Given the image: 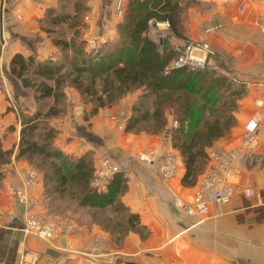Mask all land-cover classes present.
Here are the masks:
<instances>
[{
  "label": "crops",
  "instance_id": "crops-1",
  "mask_svg": "<svg viewBox=\"0 0 264 264\" xmlns=\"http://www.w3.org/2000/svg\"><path fill=\"white\" fill-rule=\"evenodd\" d=\"M206 1H215L216 13L222 18V27L207 36L214 62L212 72L227 76L245 89L237 100V125L218 138L208 151L239 148L245 142L247 121L256 118L259 122L253 142L235 158L239 174L234 176L232 185L237 188V194L227 203L211 202L204 216L189 215L172 203L174 197L192 201L203 176L200 175L193 186L182 184L185 164L170 138L173 116L169 115L166 129L157 134L134 133L118 127L114 119L130 114L140 94L137 90L111 109L100 108L97 115L87 121L82 111L77 110L69 122L57 120L54 123L60 127L56 142L66 154H86L90 148H102L121 167L127 183L121 200L138 215L136 224L140 229L130 230L124 236L111 234L100 223H91L89 216L78 214L70 218L77 222L72 232H61L59 237L46 240L23 230L27 214H47L49 199L44 192V175L27 160L16 158L21 123L7 97L13 95L21 111L33 113V97L10 74L9 62L15 53L41 55L39 40L43 32L37 20L55 1L0 0V62L4 70L0 79V138L4 149L13 148L11 161L2 166L4 177L0 183L3 211L0 214V264H20L22 256L28 252L38 254L37 264L264 263L261 236L264 226V0ZM98 5L96 2L90 19L91 27L97 30L102 28ZM204 21L195 16L185 32L186 38L170 32L155 39L168 40L174 50L184 39L197 41ZM193 54L203 57L207 53L195 49ZM152 151L157 154L154 163L135 157L138 152ZM166 152L179 157L178 173L170 180H164L159 171ZM248 185L257 189L254 198L240 194L239 189ZM14 190H23L27 202L19 201Z\"/></svg>",
  "mask_w": 264,
  "mask_h": 264
},
{
  "label": "trees",
  "instance_id": "trees-1",
  "mask_svg": "<svg viewBox=\"0 0 264 264\" xmlns=\"http://www.w3.org/2000/svg\"><path fill=\"white\" fill-rule=\"evenodd\" d=\"M156 9L161 11L160 16L154 12ZM67 11L64 7H49L42 18L57 27L46 30L52 33L53 43L61 47L62 59L38 60L33 55L15 53L10 61V74L23 87L33 90L37 104L33 113L21 111L16 158L25 159L44 171L48 199L62 198L71 187L80 205H88L99 213L107 207L116 214L124 212L127 221L120 228L124 236L136 227L138 215L121 200L123 175L118 176L120 172H117L108 191L99 192L90 184L94 171L92 160L86 154L73 158L54 144L56 129L47 121L63 112L57 103L64 86L78 88L93 103L90 114L140 89L125 131L160 133L172 115L178 125L171 129V143L184 160L182 184L185 186L196 184L210 160L208 148L234 126L233 109L238 107L237 100L245 89H237L230 78L212 71L179 69L164 74L175 52L166 48L161 39L149 36L148 21L152 17L169 20L170 32L186 38L180 7L173 0H151V6L131 0L124 22L118 26L119 39L114 43L109 40L97 52L89 54L84 50V42H76L78 31L70 39L60 32L61 24H67L70 30L81 23L79 16L72 18ZM51 97L53 102L49 100ZM12 154L13 148L4 149L0 138V183L4 177L2 166L11 161Z\"/></svg>",
  "mask_w": 264,
  "mask_h": 264
},
{
  "label": "rangeland",
  "instance_id": "rangeland-1",
  "mask_svg": "<svg viewBox=\"0 0 264 264\" xmlns=\"http://www.w3.org/2000/svg\"><path fill=\"white\" fill-rule=\"evenodd\" d=\"M54 1H55V4L53 6H49V7H55L58 9L60 7H64L65 10H68L67 12L71 13L70 16L72 18H73V16H74V18H77V16H79L80 21H81V23H79L80 24L79 26L69 30V28H67V24H61L59 27L60 28L59 30L62 33V35L65 36L67 39L72 38L73 34H75L78 31V34L76 36V42L77 43L78 42H84V50H85V52H87L89 54V53H95L101 48L100 47L97 50H89L90 47H89L88 41H87L89 37L104 35V36H107L108 38H110L109 39L110 41L108 40L110 43H114L119 39L120 35H119L118 26L124 22L125 17L128 13V9L130 7V1L131 0H125L124 1V10H123V14L121 17H119L115 14V7H116V2H117L116 0H100L101 3L99 2V0H54ZM139 1L147 2L151 6V0H139ZM96 2H98L100 4V6L98 5L97 10H98V15L100 14L99 16L102 18V21H101L102 22L101 23L102 28L99 30H97L96 28L93 29V27H91V23H90V19H91L92 12L94 9V5L96 4ZM173 2H177L179 7H180V14L184 20V26H185L184 33L187 31V28L189 27V23H191V20H193L195 18V16H200L201 20L205 19V21L203 22V26L201 28V31H200L199 39L197 41L184 39L183 41L198 42L199 45L202 44L204 41H207L208 35L205 34V32H206L205 30H207V27L210 26V24L213 23V25H214V23H216L215 20L217 18H219V17L221 18V15L219 13H216L217 11L215 8V1L207 2L206 0H175V1L173 0ZM49 7H46L44 9V11H43L44 15L46 13V10ZM77 12H80V15H76ZM154 12L156 13L157 16H160L162 14L161 11L160 10L157 11V9L154 10ZM44 15L42 16V18L44 17ZM208 16H210L209 20L207 19ZM42 18H39L37 20L39 23V28L43 32L42 33V39L39 40L40 41L39 42L40 47H41V55L40 56L33 55V56L38 60H46V59L59 60V59H62V56H63L62 52L63 51H62L61 47H59L53 43V40L51 37L52 33H49L46 30V29L55 28L56 26H52V25L48 24L46 21H43ZM150 21L153 22L152 25L149 23ZM166 21L169 22V20H159V19L156 20L154 17L150 18L148 21L149 36L155 39V38H158L159 36H165V33H170V23L168 25H166L165 24ZM221 22H222V18H221ZM0 50L2 53V45L1 44H0ZM211 50H212V48H211ZM70 53H72V52H70ZM211 55H212V53H211ZM26 56H28V55H26ZM174 57H176V53L172 57V59ZM0 61H1V54H0ZM9 66H10V62H9ZM212 70L213 69H211L210 71H212ZM3 72H4V70L2 69L1 62H0V79L2 78ZM20 84H21V82H20ZM22 87H23V85H22ZM23 88L25 90H28V92L33 97V100L35 103L34 104L35 108H34L33 112H35L37 109V104H36V101L34 98L33 90L30 88H25V87H23ZM236 88L239 89V88H243V87L236 85ZM136 91L137 90H134L133 92H129L125 96H123L122 98L117 100L114 104L106 105V106L101 107V108L104 109L105 107H109L111 109L113 106L119 104L128 94L135 93ZM138 91L141 93L140 89ZM62 92H63V95L58 100L57 106L62 107L63 112L61 114H59L58 116L50 117L47 121L50 126H53L56 129V135L54 137V144L58 148H59V145L56 142V139L58 138V133L60 131V127H59V125H56L54 123L55 121L59 120V121H63V123L69 122L71 119V116L74 115V113H75L74 111H77V110L82 111L81 115H82L83 119L87 121L91 117H93V115H97V113L99 112L98 111L96 114H90L93 103L91 101L86 100L81 95L78 88L66 84L64 86V88L62 89ZM7 100L9 101V106L12 107V109L16 113L18 122L21 123V115H20L21 110L18 106V103H16L15 98L13 97V95H10L9 97H7ZM49 100H50V102H53L52 97ZM12 101H14V102L12 103ZM77 104H78V107H77ZM131 109H132V106H131ZM99 110H100V108H99ZM236 112H237V108L233 109V114L235 115V118H236L234 126H236L238 123ZM130 115H131V111H130V114L128 116H124L122 118H115L114 119L117 122V125L120 129L125 130V126L127 124L128 119L130 118ZM173 120L174 121H173L172 128L176 127L178 125V122L174 118H173ZM134 133H136V132H134ZM170 138H171V132H170ZM101 149L102 148H92V149L90 148V149H88V151L86 153L87 157H89L88 160H90V159L92 160V163L94 166V171H95V168L97 165V160H98L99 156L104 152L109 155L107 150H101ZM152 152L156 154V151H152ZM141 153H146V152H138L137 155L135 154L136 155L135 157L137 159H139L140 161H143L139 157ZM69 155L73 156V158H74V157L84 156L85 154H79L77 152H74V153L69 154ZM209 157H210V152H209ZM177 160H178V165H179L178 155H177ZM210 165H211V160H209L207 168L202 174L203 177H204V174L208 171L207 169H209ZM119 168H120L121 172L119 171L120 173H118L117 175L118 176H119V174L123 175V177L125 178L124 172L121 170L120 166H119ZM178 168H179V166H178ZM39 171L44 175L43 170H39ZM94 171H93V174H94ZM115 175L116 174H114L111 178H109L107 180V182L105 183V187L102 190H98V191L99 192H107L109 189V186L113 183L112 181L114 180L115 177H117V175L116 176ZM230 179L233 180L234 176H232ZM91 180H92V178H91ZM90 184H91V181H90ZM50 185H52V183ZM121 186H122L121 187L122 188L121 189V196H122L124 194V192L126 191V188H127L126 179L122 182ZM199 186H200V184H199ZM199 186L197 187V189L199 188ZM72 187H73V185H72ZM234 188H235V186H234ZM197 189H196V191H197ZM235 190L237 191V188H235ZM239 191H241V188L239 189ZM72 193H73V189L70 187L68 192L65 193V195H63L62 198H58V199L53 200L52 199L53 197H51V198L49 197L50 199L48 201V206H47L49 210L47 211V214H45L44 216H46L47 218L48 217L49 218L54 217L55 219L60 220L62 223L67 222V223H71L73 225V228L68 230L67 228L64 229V224H63L61 227L62 228L61 232H72L77 227V222L73 219H70V218H72L73 215L75 216V215L80 214V216H83V215L89 216L91 218V223H93V222H95L97 224L100 223L106 229V231L110 232L111 234H120V232L122 230V229H120L121 224H124L127 221L126 217H125L126 215L124 212L123 213L119 212L117 214L111 213L112 211H110V209H108L109 207H107L106 209H103L102 211H100V213L97 211L95 212L94 208H92L88 205L78 204L76 202V196H74ZM256 195H257V189H256L255 196ZM172 203H173V200H172ZM97 213H99V214L97 215ZM38 214H40V213H38ZM111 214H113V216H111ZM204 215L205 214H203L202 216H204ZM105 223H107V224H105ZM116 225H117V227H116ZM137 225L138 224H135L134 226H136V227L132 228L131 230L137 231L138 229H140V227H137ZM113 229L118 230L119 232L113 233V231H112ZM61 232H60V234H61ZM59 235H58V237H59ZM261 236L263 237L262 241L264 242V226L261 228ZM30 253H34V252H28L24 256L26 257ZM37 256H38V254H37ZM262 256H263L262 260L264 262V251H263ZM28 257H30V255ZM28 260H30V259L28 258ZM38 261H39V256H38ZM89 264H94V262H91V263L89 262Z\"/></svg>",
  "mask_w": 264,
  "mask_h": 264
},
{
  "label": "built area",
  "instance_id": "built-area-1",
  "mask_svg": "<svg viewBox=\"0 0 264 264\" xmlns=\"http://www.w3.org/2000/svg\"><path fill=\"white\" fill-rule=\"evenodd\" d=\"M115 14L119 17L122 16L124 10L125 0H116ZM244 4L240 7L243 8ZM216 23L210 24L205 30V34L218 30L222 27L221 18L215 20ZM151 25L152 21L149 22ZM166 25L169 22H165ZM99 36V35H98ZM94 36L88 38L89 50H97L104 45L110 38L107 36ZM202 50L207 54L203 57L193 54V51ZM174 52L176 57L171 59L164 68V74H171L175 70L187 69L193 71H210L214 67V62L211 57V46L208 41H204L202 44L192 41H182L174 46ZM259 127V122L256 118H250L245 125V142L237 149L228 150L224 148H214L210 151L211 165L208 172L203 177L199 188L195 191L193 200L183 201L178 197L173 198V203L178 208L183 209L189 215L202 216L206 214L211 202L227 203L237 194L234 186L232 185V176L239 174L235 166V158L240 152L248 147L253 142L254 134ZM104 152V151H103ZM155 153H141L140 159L146 163H154L156 159ZM178 160L177 155L173 152H166L162 155V160L159 163V171L164 180H170L178 173ZM120 171L119 166L113 161V159L107 154L102 153L98 160L97 165L91 180V186L97 190H102L105 187V183L114 174ZM256 189L251 186H244L241 188L240 194L245 198H253L255 196ZM14 194L19 201L26 203L27 197L23 190H14ZM0 208V214H2ZM64 224V229H72L71 223H62L60 220L54 217H46L44 214L29 213L23 223V230L27 233H34L46 240H52L61 232V227ZM24 254V253H23ZM30 255V257H28ZM26 257L23 255L20 264H36L38 262V256L36 253H30ZM28 258L30 260H28Z\"/></svg>",
  "mask_w": 264,
  "mask_h": 264
},
{
  "label": "water",
  "instance_id": "water-1",
  "mask_svg": "<svg viewBox=\"0 0 264 264\" xmlns=\"http://www.w3.org/2000/svg\"><path fill=\"white\" fill-rule=\"evenodd\" d=\"M164 44H165V46H166V48H168L169 47V41L168 40H161Z\"/></svg>",
  "mask_w": 264,
  "mask_h": 264
}]
</instances>
